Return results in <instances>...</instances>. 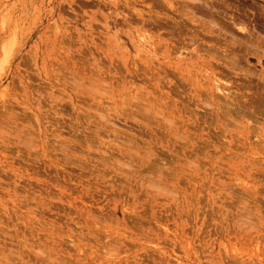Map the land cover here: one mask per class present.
<instances>
[{"label":"rangeland","instance_id":"obj_1","mask_svg":"<svg viewBox=\"0 0 264 264\" xmlns=\"http://www.w3.org/2000/svg\"><path fill=\"white\" fill-rule=\"evenodd\" d=\"M182 1L0 0V264H264V0Z\"/></svg>","mask_w":264,"mask_h":264},{"label":"bare ground","instance_id":"obj_2","mask_svg":"<svg viewBox=\"0 0 264 264\" xmlns=\"http://www.w3.org/2000/svg\"><path fill=\"white\" fill-rule=\"evenodd\" d=\"M192 3H191V2ZM183 0L182 1V5H184L186 8H190V9H195V10H197V11H199L198 13L200 14L201 13V15H202V13H203V15H204V13L206 12V9L204 10V5H208L207 6V13L205 14V15H209L206 19H208V18H210L209 20H211V22L214 20V22H216L215 20H217V21H220L221 20V15H219L218 16V14L216 15L215 13H214V11H215V7L214 6H216V5H211L209 2H207V3H205L204 5H203V7L201 6V5H199L198 3H196V1L195 0ZM172 2V1H171ZM173 2H175V1H173ZM177 2V1H176ZM217 2H218V0H217ZM216 2V3H217ZM222 2V1H221ZM220 2V3H221ZM169 4V3H168ZM175 4V3H174ZM202 4H203V2H202ZM167 6V5H166ZM218 6V5H217ZM170 8H171V6H169ZM206 7V6H205ZM219 7V6H218ZM217 7V8H218ZM174 8V7H173ZM219 9V8H218ZM228 9V8H227ZM194 11V10H193ZM218 12H220L219 10H217ZM224 10H222L221 12H223ZM191 12V11H190ZM177 13V12H176ZM183 13V12H182ZM181 13V14H182ZM227 13V12H226ZM189 14V13H188ZM199 14H197V15H199ZM220 14H222V13H220ZM193 15H195V14H193ZM222 15H225L224 13L222 14ZM227 15V14H226ZM226 15L224 16L225 18H226ZM231 15V14H230ZM229 15V16H230ZM192 16V15H191ZM200 16V15H199ZM195 17H197L196 15H195ZM203 18V17H202ZM201 18V19H202ZM203 19V20H205V21H207L206 19ZM198 20V19H197ZM226 20V19H225ZM235 19H233V21H234ZM229 21V20H228ZM232 21V20H231ZM190 22V21H189ZM192 23H193V21H192ZM201 23V22H200ZM242 23H244V22H242ZM223 24V23H222ZM226 24V23H225ZM224 24V25H225ZM227 24H228V22H227ZM231 24V23H230ZM187 25V24H186ZM191 25V24H190ZM220 25V24H219ZM218 25V27H220ZM224 25H222V27H224V30L223 31H225V33H227L228 31V28L226 29V26H224ZM236 25V24H235ZM238 25V24H237ZM236 25V26H237ZM188 26V25H187ZM217 26V25H216ZM229 26V25H228ZM236 26L235 27H233V26H231V27H233V32H234V28H236ZM242 26V25H241ZM217 27V28H218ZM230 27V26H229ZM230 27V28H231ZM186 28V27H185ZM191 28V27H190ZM239 28H241V27H239ZM238 27H237V30L236 31H241L242 33H240V32H238V35H239V33L240 34H243L244 32L243 31H245V33H246V29L245 28H247V27H245L244 29L243 28H241V29H243V30H238L239 29ZM249 29V28H248ZM204 30V29H203ZM255 30V29H254ZM254 30H253V36H252V34H251V36L252 37H250L248 40H247V38H246V40L245 39H242L241 37V39H239V40H244V42L243 41H239V40H237V37L238 36H234L233 34H231V32H230V29H229V32L227 33V34H229V35H231L230 37H227L228 35H224V34H222L221 32H220V30H216L215 29V27L213 26V24H212V26L210 25V27H207V29H205V32L203 31V33L204 34H208V36L209 37H207V41L208 42H212L213 43V46L215 45V46H220V48L222 49V51L224 50V56H222V60H224L223 58H228L229 59V61H217L216 63H232V64H234L235 63V65H236V68L237 67H239V65L237 66V63L239 64V63H243L244 61L245 62H247V63H250L249 62V55L251 54V50L253 49V48H251V50H250V48L248 47V46H257L258 47V45L260 46V45H263L264 44V41L263 40H261V39H259V35H261V34H258L257 35V38L256 37H254L255 35H254ZM194 31V30H193ZM222 31V32H223ZM227 31V32H226ZM196 33H197V30L195 31ZM250 32V31H249ZM256 32V31H255ZM193 33V32H192ZM191 33V34H192ZM251 33V32H250ZM259 33V32H258ZM190 34V35H191ZM247 35H250V34H248L247 33ZM195 36V34H193L192 35V38H194L193 39V45H194V43H195V45H196V43H198L199 42V39L197 38V37H194ZM197 36V35H196ZM198 36H199V34H198ZM202 36V35H201ZM205 40H206V37H204V36H202ZM245 38V37H244ZM189 39H191V38H189ZM222 39V40H221ZM177 40V39H176ZM180 40H181V38H180ZM200 40H201V37H200ZM177 43V42H176ZM179 43H181V42H179ZM10 44V43H9ZM11 45V44H10ZM198 46H199V44H198ZM201 46V45H200ZM205 46V45H204ZM211 46V45H210ZM214 46V47H215ZM181 47V46H180ZM210 48V47H209ZM219 48V49H220ZM248 49V51L247 52H245V55L244 56H242L241 55V52L243 51V50H245V49ZM243 49V50H242ZM6 50V49H5ZM209 50H212V49H209ZM215 50V49H214ZM242 50V51H241ZM219 51V50H218ZM241 51V52H240ZM215 52V51H214ZM212 55H213V53H211ZM216 54V53H215ZM217 55H219L218 53H217ZM216 55V56H217ZM221 55L222 54H220L219 56L221 57ZM242 57H241V56ZM213 58V57H212ZM212 58H210V59H212ZM227 59V60H228ZM260 59V58H259ZM215 60V59H214ZM214 64H215V62H213ZM259 63H264V60L262 61V60H259ZM232 66V65H231ZM232 68H233V66H232ZM235 70V68H233V71ZM221 72H223V71H221ZM237 74V73H236ZM214 76H217V75H214ZM246 76V75H245ZM221 78V77H220ZM234 83V82H233ZM218 90V89H217ZM216 90V91H217ZM220 90V89H219ZM218 90V91H219ZM262 90V89H261ZM221 91V90H220ZM224 92V91H223ZM226 92V91H225ZM224 92V93H225ZM211 95V94H210ZM238 95V94H237ZM236 95V96H237ZM229 96V95H228ZM238 98V97H237ZM239 99V98H238ZM240 100V99H239ZM261 100V99H260ZM228 101V100H227ZM227 101H225V102H227ZM262 101V100H261ZM241 102V101H240ZM259 103V102H258ZM231 104V103H230ZM240 104V103H239ZM241 105V104H240ZM229 106V105H228ZM237 106H238V104H237ZM236 106V107H237ZM238 108V107H237ZM236 108V109H237ZM233 110H235V109H233ZM237 111V110H236ZM241 111V110H240ZM240 111H237V114H238V112H240ZM232 112V111H231ZM239 114H241V112L239 113ZM247 114V113H246ZM243 116V115H242ZM245 116V115H244ZM264 117V116H263ZM148 121H149V119H147ZM146 120V121H147ZM169 122V121H168ZM149 124V123H148ZM256 127V126H255ZM258 139V138H257ZM256 156V155H255ZM247 216V215H246Z\"/></svg>","mask_w":264,"mask_h":264}]
</instances>
